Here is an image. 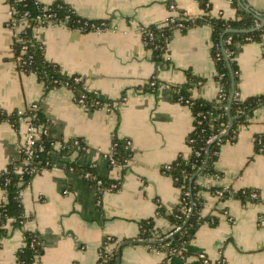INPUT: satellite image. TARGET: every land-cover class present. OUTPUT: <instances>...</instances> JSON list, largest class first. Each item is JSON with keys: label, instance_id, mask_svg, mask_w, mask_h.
<instances>
[{"label": "crops", "instance_id": "1", "mask_svg": "<svg viewBox=\"0 0 264 264\" xmlns=\"http://www.w3.org/2000/svg\"><path fill=\"white\" fill-rule=\"evenodd\" d=\"M49 5L56 0H38ZM90 21H103L99 31H80L47 23L34 29L45 58L65 75H79L88 91L97 92L100 107H81L67 87L46 88L34 73L18 68L13 31L7 27L10 6L0 0V108L7 114L31 103L47 120V136L54 141L80 139L83 150L49 152L50 166L33 175L21 191L25 221L22 228L7 224L0 237V264H17L24 245L23 230L41 240L42 252L32 264H95L104 237L114 238L108 248L119 251L118 264H264V153L254 150V138L264 133V107L238 130L234 142L221 144L214 163L217 176L199 175L203 189L201 223L186 246L187 253L167 259V252L137 239L139 221L153 218L168 230L163 207L170 213L179 202L180 189L162 167L177 156H187L193 128L188 105L175 101L173 87L183 85L187 72L200 83L190 89L192 99H215L218 82L211 56V28L196 25L173 29L163 60L152 59L142 30L165 26L181 11L202 14L201 0H58ZM210 15L232 18L230 0H203ZM264 13V0H245ZM174 5V10L169 5ZM21 26H18V30ZM241 98L264 94V39L244 44L236 55ZM154 84L150 90L144 86ZM148 86V85H147ZM23 127L0 120V172L14 164L22 167L19 146ZM114 139L129 141L130 157L121 166L110 165L106 154ZM94 164L98 175L117 183L111 192L99 189L70 168ZM254 189L258 199L242 202L220 198L210 189ZM5 193L0 188V203Z\"/></svg>", "mask_w": 264, "mask_h": 264}, {"label": "trees", "instance_id": "2", "mask_svg": "<svg viewBox=\"0 0 264 264\" xmlns=\"http://www.w3.org/2000/svg\"><path fill=\"white\" fill-rule=\"evenodd\" d=\"M13 10V18L20 22L26 20L25 28L13 41L14 56L18 59V68L28 73H34L45 87L65 86L72 91L82 89L83 82H75L78 75L63 74L58 65L48 61L43 52L41 42L35 37L34 29L39 25L47 23L60 24L68 16L67 25L70 28H79L86 19L78 16L74 10L62 1H54L49 5L42 4L38 0H7ZM231 7L235 14L232 18L210 15V4L207 1H200L202 14L197 17L181 16L165 26L157 27L150 25L143 28V41L145 46L152 52V59L163 60L167 42L173 29H176L178 22L183 23L182 31L187 28L207 24L211 28V56L215 62L216 80L222 84L223 96L215 99L205 100L203 98L192 99L190 89L201 82L200 79L187 72V80L183 85L173 87L175 101L189 106L193 116V128L188 135L192 139L190 153L187 156L179 155L169 164L164 173L170 176L176 187L180 189L179 202L173 207L170 213H166L161 206L157 208V215L164 216L169 223L168 230H161L155 226L153 218L139 221V232L137 239L158 250L167 251V259L174 256H183L187 253L186 246L193 237L194 231L203 222L215 223L212 218H204L200 215L202 198L199 195L201 186L196 183L199 175H218L214 168L221 144L234 142L233 136L237 135L241 125H247L249 118L261 107H264V94H257L241 98L238 92V64L236 55L242 46L248 42H261L264 39V13L250 8L245 0H230ZM181 13H183L181 11ZM53 14L54 17L45 16ZM42 20L39 21L38 17ZM260 26L256 27L255 22ZM99 24V21H90ZM230 38L227 41V38ZM228 51L226 57L224 51ZM148 85V86H147ZM144 86L150 90V84ZM93 93H86L90 99ZM180 98V99H179ZM39 121L44 122L45 118L39 111ZM16 111L10 114L0 108V120H8L17 126ZM221 131H224L221 133ZM218 134L216 139L208 142V138ZM45 151L39 154L36 159V166L41 168L49 159L50 138L43 136ZM116 143L114 154L118 162H124L130 157L129 148L125 140L114 139ZM262 148V150H260ZM254 150L257 153H264V133L254 138ZM65 150L61 151L64 152ZM199 151L196 155L194 152ZM78 173L91 171L93 178L89 180L94 185L97 179L108 186L111 181L98 175L94 167L89 165L81 167L73 166ZM33 174L23 172L20 174L14 164L8 165L0 172V188L5 193V201L0 203V237L7 233V224L14 228H22L25 221L24 208L20 192L25 188ZM216 188H212L214 190ZM231 190V189H230ZM254 189L231 190L230 196L240 199L242 202L252 200L250 193ZM257 192V191H256ZM99 193L100 190H99ZM256 199H253L256 201ZM177 227V229H175ZM24 245L17 251V264H32L35 258L42 252L41 240L37 234L23 230ZM34 240V242L32 241ZM114 238L104 237L99 250V258L95 264H118L119 251L116 247L110 249L108 245L114 242Z\"/></svg>", "mask_w": 264, "mask_h": 264}, {"label": "built area", "instance_id": "3", "mask_svg": "<svg viewBox=\"0 0 264 264\" xmlns=\"http://www.w3.org/2000/svg\"><path fill=\"white\" fill-rule=\"evenodd\" d=\"M169 8L171 10H174V5H172V4L169 5ZM9 15H10V18H9L6 25L10 29H12L13 39H15V38H17L18 34L25 28L26 20H21L20 22L15 21V19L13 18L12 8H10V10H9ZM50 16L54 17L53 14L47 15L45 17L49 18ZM181 16L185 17L187 15L184 12L183 13L180 12V13L176 14V16H171L169 18L168 22H173L175 20V18H179ZM38 20L41 21L42 18L39 16ZM67 22H68V16L60 24L68 27ZM19 25L21 26L20 30H18ZM255 26L259 27L260 23L258 21L255 22ZM106 27H107V24L104 23L103 21H101L99 24H93V23H90L89 20L86 19L82 22L81 26H79V28H77V29L80 31H87V30L99 31V30L104 29ZM176 27L181 29L183 27V23L178 22L176 24ZM229 39L230 38L228 37L227 41ZM211 47H212V44H211ZM224 53H225L226 57L229 55V52L226 50L224 51ZM74 81L75 82H83L82 89H79L77 91H73L74 92V100L79 106H81V107H100L102 105V102L97 97V92L88 91L84 85V81H83V78L81 76H79V75L76 76L74 78ZM217 82L219 84L217 97H220V96H223L224 93H223L222 84L219 81H217ZM154 83H155L154 79L152 78L150 85H153ZM199 83L200 82H198V84ZM62 87H65V86H62ZM88 92L93 93V96L90 99H88L86 97V93H88ZM15 111H16V115L18 117L17 118L18 125L19 126L21 125L23 127L22 140H21V143L19 146V150H20L19 152H20V157H21V161H22V167L20 168V170L18 172L20 174H22L23 172L35 174L38 171H40L41 169L49 167L51 164L50 159H48L43 167L38 168L36 166V159L38 158L39 154L43 153L46 149L45 144L43 143L41 138L43 136H47L48 123H47V120H45L44 122L39 121L38 114H39L40 109L36 103H31L28 106L21 108V109H17ZM244 126L245 125H241L239 127V129L241 127H244ZM223 132L224 131H221V133H223ZM217 136H218V134L210 136L208 138V142L213 141L214 139H216ZM236 137H237V135L233 136L234 139H236ZM192 141H193L192 139L187 138V143L189 144V146L192 143ZM83 144L84 143L80 139H71L70 141H54V140L50 139V142H49L50 150H49V152L51 150H54V148L57 149L58 151H63V150L67 151L69 149H71V150H73V149L74 150H83L85 148ZM115 146H116V143L113 142L112 149H111V151H109L106 154V158H107V161L110 165L121 166L126 161L118 162L116 160V157L114 154V147ZM126 147L129 148V141H126ZM260 150H262V148H260ZM194 153L196 155H198L199 151H195ZM169 164H166L162 167L163 172L169 168ZM89 166L94 167V164H90ZM70 169L74 170V168H72V167ZM80 176L89 182V180L91 178H93V173L91 171H84L83 173L80 174ZM211 176H217V175H211ZM94 185L100 190L101 193L109 192V191L111 192L113 189H116V187H117V183H115V182H111L108 186H103V182L100 179H97L95 181ZM212 192L216 196L223 198V197L229 196L231 193V190L228 189L227 187H224V188L222 187V188H216V189L212 190ZM20 194H21V192H20ZM250 197L252 199H256L257 198V192L252 191L250 193ZM175 229H177V227ZM109 238L110 237H107V239H109ZM32 241L34 242V240H32ZM197 258L200 260L201 264H209V261L207 260V258L203 254H198Z\"/></svg>", "mask_w": 264, "mask_h": 264}]
</instances>
